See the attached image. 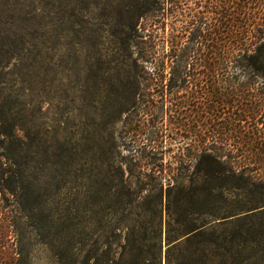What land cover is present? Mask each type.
Listing matches in <instances>:
<instances>
[{"label":"trees","instance_id":"obj_1","mask_svg":"<svg viewBox=\"0 0 264 264\" xmlns=\"http://www.w3.org/2000/svg\"><path fill=\"white\" fill-rule=\"evenodd\" d=\"M25 1L28 17L11 21L19 31L15 39L0 40V63L8 71L0 74V264L16 254L3 241L6 198L13 200L14 225L17 217V224L23 221L38 230L58 252L63 232L59 161L48 156L39 135L31 136L24 70L28 55L44 45V4L62 5L52 24L68 21L66 29L73 32L78 0ZM100 1L119 7L111 18L122 27L126 73L133 83L131 103L124 109L127 119L142 102L144 111L170 116L175 140L190 141L186 148L180 146L186 150L181 159L162 164L156 186L158 226L153 231L143 226L141 232L133 228L131 254L163 264L166 245L167 264H264V176L257 175L264 170V0ZM30 19L33 26L26 23ZM16 75L20 77L14 79ZM209 115L215 123L206 130ZM241 156L244 164H239ZM131 158L140 162L136 154ZM72 172L69 183L74 182ZM125 173L120 165L118 177L127 189ZM146 191L128 189L135 195L133 209L145 207ZM241 194L245 200L238 199ZM69 209L65 253L75 259L76 214Z\"/></svg>","mask_w":264,"mask_h":264},{"label":"rangeland","instance_id":"obj_2","mask_svg":"<svg viewBox=\"0 0 264 264\" xmlns=\"http://www.w3.org/2000/svg\"><path fill=\"white\" fill-rule=\"evenodd\" d=\"M0 6L4 7L0 16L6 22L0 24V29H4L0 40H14V33L19 31L12 27L11 21L14 17L18 20L27 16L28 3L0 0ZM61 8L59 3L44 4V45L28 55L24 70L26 100L31 104L28 108L31 136L36 139L39 135L48 156L59 161L57 201L62 216L61 250L53 249L38 230L23 221L17 224V217L14 225L13 200L6 198L4 212L8 218L2 217L3 241L6 250L16 254L13 260L9 258L1 264H10L6 261L13 264H160L131 254V231L135 228L141 232L143 226L153 231L158 226L160 189L156 186L160 183V168L163 163L181 159L186 150L180 146L186 148L190 141L188 138L175 140L178 135L169 129L176 132V125L170 116L149 108L144 111L142 102L138 113L127 119L124 109L131 103L133 83L126 73L127 52L120 41L122 27L111 18L118 4L78 0L76 15L72 18L73 32L66 29L71 25L68 21L53 26L54 13ZM26 23L33 26L34 21L30 19ZM169 33L168 29L166 36ZM3 65L0 63V74L5 76L8 71ZM153 88L149 90L154 91ZM156 97L157 94L152 98L154 102ZM148 104L153 107V103ZM214 117H206V122L209 120L206 130L214 125ZM166 130L167 134L161 132ZM132 154H136L138 164L132 160ZM238 161L245 163L243 156ZM120 165L126 170L123 179L128 183L127 189L118 177ZM69 172L74 173L73 183H69ZM257 175L263 177L264 170ZM164 181L167 189L170 184L167 179ZM144 188L148 190L144 195L149 196L145 207L140 211L135 206L133 209L135 195L128 189L137 193ZM238 199L245 200V194ZM71 206L78 231L75 259L65 253L64 229L69 223ZM132 209L134 213L129 215ZM166 220L167 216L165 226ZM167 248L165 245L163 264H167Z\"/></svg>","mask_w":264,"mask_h":264}]
</instances>
